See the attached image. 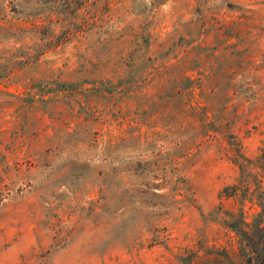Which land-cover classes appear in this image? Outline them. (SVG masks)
I'll return each instance as SVG.
<instances>
[{
  "label": "rangeland",
  "instance_id": "obj_1",
  "mask_svg": "<svg viewBox=\"0 0 264 264\" xmlns=\"http://www.w3.org/2000/svg\"><path fill=\"white\" fill-rule=\"evenodd\" d=\"M261 200L264 0H0V264H249Z\"/></svg>",
  "mask_w": 264,
  "mask_h": 264
},
{
  "label": "trees",
  "instance_id": "obj_2",
  "mask_svg": "<svg viewBox=\"0 0 264 264\" xmlns=\"http://www.w3.org/2000/svg\"><path fill=\"white\" fill-rule=\"evenodd\" d=\"M238 144V148H237V154L235 155V159L237 161V163L239 164L241 170H245V168L247 167V162H250L251 160L249 158H246L244 156V154L241 152V145L240 142L237 143ZM233 189V191L231 193L235 194L238 191V187L237 186H228L226 188V190L229 189ZM232 195V194H230ZM260 205L262 207V212L259 213V215H263L264 214V200H261ZM259 218V217H258ZM243 223L244 225L247 224L246 220L244 217H242V220H233L232 222H230V225L237 228V230H239L241 233L245 234L246 236H250L249 232L247 230H245L244 228H241L242 226H240L239 224ZM257 237L255 236H250V241L249 242V247H250V251L251 254H248V262L249 264H264V227L262 226L261 223H258L257 226Z\"/></svg>",
  "mask_w": 264,
  "mask_h": 264
}]
</instances>
